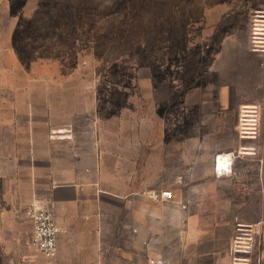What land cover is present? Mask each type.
<instances>
[{"label": "rangeland", "instance_id": "rangeland-1", "mask_svg": "<svg viewBox=\"0 0 264 264\" xmlns=\"http://www.w3.org/2000/svg\"><path fill=\"white\" fill-rule=\"evenodd\" d=\"M0 27L102 169H128L112 180L162 188L166 169L136 175L141 156L185 153L210 181L229 153L263 227L264 0H9Z\"/></svg>", "mask_w": 264, "mask_h": 264}, {"label": "crops", "instance_id": "crops-1", "mask_svg": "<svg viewBox=\"0 0 264 264\" xmlns=\"http://www.w3.org/2000/svg\"><path fill=\"white\" fill-rule=\"evenodd\" d=\"M8 1L0 0V16ZM39 79L25 72L14 42L0 35V264L45 258L26 245L32 202L51 207L67 230L58 235L57 264H150L151 257L232 264L236 220L258 222L263 214L254 189L230 172L192 182L185 153L178 162L167 154L162 164L157 153L152 163L141 156L136 175L166 169L171 179L162 188L112 180L128 169H102L94 138L81 141L67 105L41 90ZM78 108L76 100L77 114ZM163 190L172 197L161 196ZM258 247L264 264V225Z\"/></svg>", "mask_w": 264, "mask_h": 264}, {"label": "built area", "instance_id": "built-area-1", "mask_svg": "<svg viewBox=\"0 0 264 264\" xmlns=\"http://www.w3.org/2000/svg\"><path fill=\"white\" fill-rule=\"evenodd\" d=\"M233 161V159H232ZM232 170V163H231ZM216 174L219 175L216 169ZM171 190H163L161 196L172 197ZM26 213L32 223V234L26 245L42 253L45 258L39 264H57V243L61 227L57 223L55 212L51 207L32 202L26 209ZM260 223H247L236 220L235 232L229 246V255L232 264H259L261 254L258 242ZM256 226L254 232L249 230ZM253 229V228H252ZM244 230V231H243ZM257 235V238L255 237ZM150 264H165L161 257H151Z\"/></svg>", "mask_w": 264, "mask_h": 264}, {"label": "bare ground", "instance_id": "bare-ground-1", "mask_svg": "<svg viewBox=\"0 0 264 264\" xmlns=\"http://www.w3.org/2000/svg\"><path fill=\"white\" fill-rule=\"evenodd\" d=\"M232 155L229 153H219L216 157V169L219 175L231 172Z\"/></svg>", "mask_w": 264, "mask_h": 264}]
</instances>
